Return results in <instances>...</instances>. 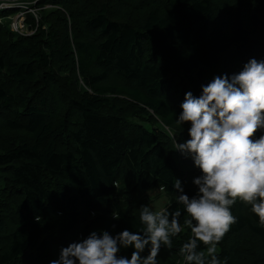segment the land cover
<instances>
[{"label": "trees", "instance_id": "obj_1", "mask_svg": "<svg viewBox=\"0 0 264 264\" xmlns=\"http://www.w3.org/2000/svg\"><path fill=\"white\" fill-rule=\"evenodd\" d=\"M41 5L31 37L0 24V264H49L94 230L136 231L145 193L161 188L178 206L175 177L194 195L199 170L163 127L187 138L175 123L186 92L264 58V0ZM232 211L217 255L264 264V229L249 206ZM188 234L157 260L183 264Z\"/></svg>", "mask_w": 264, "mask_h": 264}, {"label": "clouds", "instance_id": "obj_2", "mask_svg": "<svg viewBox=\"0 0 264 264\" xmlns=\"http://www.w3.org/2000/svg\"><path fill=\"white\" fill-rule=\"evenodd\" d=\"M201 89L199 95L186 92L175 115L187 138L172 139L175 152L199 170L192 179L195 194L175 177L177 207L142 205L138 230H94L62 247L49 264H158L161 247L172 248V238L185 227L183 264H226L218 244L237 223L232 209L238 201L264 229V58H251L240 71L217 75ZM112 218L119 219L115 213ZM128 249L130 257L122 254Z\"/></svg>", "mask_w": 264, "mask_h": 264}, {"label": "built area", "instance_id": "obj_3", "mask_svg": "<svg viewBox=\"0 0 264 264\" xmlns=\"http://www.w3.org/2000/svg\"><path fill=\"white\" fill-rule=\"evenodd\" d=\"M48 0H20L0 1V13H7V19L12 21L11 31L23 37H31L36 34L41 20L42 2ZM47 5L46 8H49ZM52 7V6H51ZM33 15V16H32ZM35 23L30 22V20ZM0 16V24H3Z\"/></svg>", "mask_w": 264, "mask_h": 264}, {"label": "rangeland", "instance_id": "obj_4", "mask_svg": "<svg viewBox=\"0 0 264 264\" xmlns=\"http://www.w3.org/2000/svg\"><path fill=\"white\" fill-rule=\"evenodd\" d=\"M29 1V0H28ZM52 6V7H51ZM55 8L56 6H54L53 4H51L49 6V8L47 9H51V8ZM9 15L5 16L4 14L1 15V17H3V24L1 25H8L11 29V24H12V21L7 19ZM33 16V15H32ZM12 30V29H11ZM16 34V33H15ZM18 35V34H16ZM162 127V125H161ZM164 129H166L165 131L170 134V135H174L175 133L165 127H163ZM176 135V134H175ZM177 136V135H176ZM189 183H192V180L189 181ZM140 199L144 200L147 202L148 205L150 206H155L156 208H159L160 206H164V205H170L173 201H174V198L171 197V196H168L165 191H163L161 188H158L156 190H152V191H149L147 193H145L144 195H142L140 197ZM145 255H147V252H145ZM166 260H163L162 262L159 260L158 261V264H164Z\"/></svg>", "mask_w": 264, "mask_h": 264}, {"label": "water", "instance_id": "obj_5", "mask_svg": "<svg viewBox=\"0 0 264 264\" xmlns=\"http://www.w3.org/2000/svg\"><path fill=\"white\" fill-rule=\"evenodd\" d=\"M0 1H20V0H0Z\"/></svg>", "mask_w": 264, "mask_h": 264}, {"label": "bare ground", "instance_id": "obj_6", "mask_svg": "<svg viewBox=\"0 0 264 264\" xmlns=\"http://www.w3.org/2000/svg\"><path fill=\"white\" fill-rule=\"evenodd\" d=\"M51 5V4H50Z\"/></svg>", "mask_w": 264, "mask_h": 264}]
</instances>
